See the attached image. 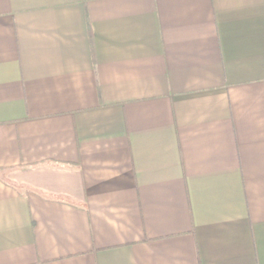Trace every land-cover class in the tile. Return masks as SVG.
<instances>
[{"label": "crops", "instance_id": "0c3cea01", "mask_svg": "<svg viewBox=\"0 0 264 264\" xmlns=\"http://www.w3.org/2000/svg\"><path fill=\"white\" fill-rule=\"evenodd\" d=\"M0 264H264V0H0Z\"/></svg>", "mask_w": 264, "mask_h": 264}]
</instances>
